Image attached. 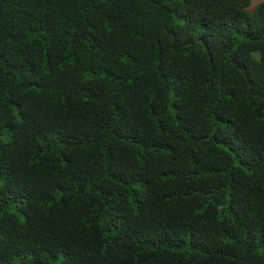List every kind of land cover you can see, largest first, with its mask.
Returning <instances> with one entry per match:
<instances>
[{"label":"trees","instance_id":"16d2710c","mask_svg":"<svg viewBox=\"0 0 264 264\" xmlns=\"http://www.w3.org/2000/svg\"><path fill=\"white\" fill-rule=\"evenodd\" d=\"M0 264H264V1L0 0Z\"/></svg>","mask_w":264,"mask_h":264},{"label":"rangeland","instance_id":"374dc122","mask_svg":"<svg viewBox=\"0 0 264 264\" xmlns=\"http://www.w3.org/2000/svg\"><path fill=\"white\" fill-rule=\"evenodd\" d=\"M261 1H264V0H253V2H261Z\"/></svg>","mask_w":264,"mask_h":264}]
</instances>
